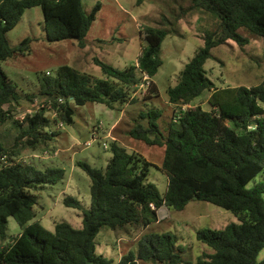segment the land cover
Wrapping results in <instances>:
<instances>
[{"label":"trees","instance_id":"1","mask_svg":"<svg viewBox=\"0 0 264 264\" xmlns=\"http://www.w3.org/2000/svg\"><path fill=\"white\" fill-rule=\"evenodd\" d=\"M34 7L41 9L48 42L76 40L83 46L100 3L86 14L81 0H0V63L28 52L30 39L11 48L6 34L26 9ZM194 10L212 15L218 23L215 30L203 35V46L185 64L177 84L167 90L168 103L177 111L164 132L159 125L161 112L155 107L140 113L138 120L144 123L136 121L128 132L148 147L163 149L159 168L167 178L166 191L161 195L147 182L149 162L113 141L104 169L78 163L90 179L89 208L82 209L72 197L63 199L64 206L82 211L80 229L66 223L57 224L53 231L38 222L27 225L36 205L30 191L57 183L64 171H39L19 157L25 151L47 147L57 135L51 130L53 124L73 123L71 102L76 106L103 104L109 109L134 103L131 90L143 75L148 77V94H156L152 78L162 64L160 47L165 32L145 28L141 32L145 45L136 64L123 70L95 59L102 79L62 65L52 81L42 80L38 95L18 91L0 67V241L6 238L8 217L21 229L0 248V264H112L95 253L94 239L101 227L113 231L147 227L156 221L162 207L182 211L194 197L232 212L238 223L222 230L197 231L196 239L212 252L187 264H264V260L256 261L264 248V186L246 187L264 168V81L251 87L217 88L204 69L215 47L227 41L247 45L249 39L243 32L264 39V0H190L185 12ZM204 92H209L208 109L191 106ZM38 96L45 100L43 108L22 120L14 118L13 111L21 101L30 102ZM4 126L14 130L11 144L3 138ZM179 252L169 234L149 233L139 240L134 252L121 256L118 264H181Z\"/></svg>","mask_w":264,"mask_h":264},{"label":"rangeland","instance_id":"2","mask_svg":"<svg viewBox=\"0 0 264 264\" xmlns=\"http://www.w3.org/2000/svg\"><path fill=\"white\" fill-rule=\"evenodd\" d=\"M97 3L100 10L95 16L83 46L76 40L48 42L43 31V17L39 7L26 9L18 24L6 34L11 48L23 39H30L29 50L23 55L15 54L1 62L0 67L18 91L38 95L42 80L52 81L57 69L68 65L80 74L93 79H102L100 67L95 59L113 68L123 70L136 64L144 47L141 32L148 27L165 32L160 47L161 67L152 78L156 94H148L147 85L132 88L131 104H115L112 109L103 104L87 103L73 108V123L57 122L51 127L57 135L51 138L47 147L25 151L19 157L23 164H32L37 170L62 169L64 177L55 184H45L30 191L36 199L34 217L27 225L38 222L49 231L59 223H66L73 229L81 228L82 211L64 206L63 199L72 197L79 201L82 209L90 206V179L78 163L95 169H104L111 158L109 145L115 141L128 153L137 154L150 163L147 182L156 186L163 195L167 178L160 170L163 149L148 147L143 142L132 139L128 132L138 120L140 113L149 108L161 112V131H165L173 112L177 109L168 103L167 90L178 82L179 73L194 53L203 46V35L215 30L217 19L212 15L185 9L190 0H81L82 10L89 14ZM184 11V12H183ZM249 43L244 47L232 41L215 47L204 64L207 77L217 88L227 86L251 87L264 81V39L254 38L246 32ZM209 92H204L191 106L207 110ZM44 98L34 97L32 101H21L16 106L14 118L22 120L25 115L43 108ZM49 117L52 114L46 113ZM61 124V126H60ZM165 128V129H164ZM3 138L11 144L14 130L1 127ZM96 131V141H91ZM113 138L114 140H111ZM91 142L89 146L85 144ZM102 143L108 144L104 149ZM255 184L264 186V168L247 188ZM264 200V193L262 195ZM236 216L213 204L192 200L182 211L162 207L157 211V219L147 227H127L113 231L103 226L94 239L95 253L102 255L112 264H118L121 256L134 252L139 240L149 233L172 236L180 249L182 263H195L211 249L196 239V232L202 229L222 230L230 224H237ZM21 229L12 217L7 218V231L0 248L14 239ZM264 260V248L256 257ZM139 264H150L139 261Z\"/></svg>","mask_w":264,"mask_h":264},{"label":"built area","instance_id":"3","mask_svg":"<svg viewBox=\"0 0 264 264\" xmlns=\"http://www.w3.org/2000/svg\"><path fill=\"white\" fill-rule=\"evenodd\" d=\"M143 85H147V88H148V86H149L148 77H147L146 75H143V78H142L141 83H140L139 85H137L136 88L139 87V86H143ZM60 126H61V124H60ZM96 135H97L96 131H93V133H92V137H91V141H92V142H93V141H96V139H97V138H96ZM111 140H114V139L111 138ZM90 144H91V142H87L85 145H86V146H89ZM102 146H103L104 149L107 148V144H106V143H102Z\"/></svg>","mask_w":264,"mask_h":264},{"label":"water","instance_id":"4","mask_svg":"<svg viewBox=\"0 0 264 264\" xmlns=\"http://www.w3.org/2000/svg\"><path fill=\"white\" fill-rule=\"evenodd\" d=\"M193 199L195 200L196 198L194 197ZM86 264H88V263H86Z\"/></svg>","mask_w":264,"mask_h":264}]
</instances>
